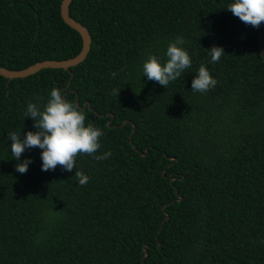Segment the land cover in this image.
<instances>
[{"label":"trees","instance_id":"trees-1","mask_svg":"<svg viewBox=\"0 0 264 264\" xmlns=\"http://www.w3.org/2000/svg\"><path fill=\"white\" fill-rule=\"evenodd\" d=\"M61 1L0 0L1 67L80 52ZM232 2L72 0L85 60L0 76V264H264V23L245 25ZM177 37L192 65L165 89L143 63L165 62ZM213 46L225 53L215 63ZM201 64L217 81L204 93L191 89ZM53 88L102 130L96 155H112L42 171V150L26 149L21 174L8 133L35 131L27 104L42 109Z\"/></svg>","mask_w":264,"mask_h":264},{"label":"clouds","instance_id":"clouds-1","mask_svg":"<svg viewBox=\"0 0 264 264\" xmlns=\"http://www.w3.org/2000/svg\"><path fill=\"white\" fill-rule=\"evenodd\" d=\"M239 18L245 25L258 28L264 23V0H233L227 8ZM185 41L177 37L167 46L165 62H161L155 55H149L143 63V76L154 81L165 89L168 84L181 76V73L192 65V60L186 50L179 45ZM211 62L220 60L224 51L222 47L213 46L210 49ZM115 76V73L112 74ZM217 81L211 76L208 69L201 64L197 75L191 81V89L194 92L204 93L213 88ZM120 90L115 91L117 96ZM25 117L33 120L35 131H27L21 139V132H9L11 141L10 150L12 157L18 161L15 170L24 174L28 170L31 159L20 161L22 153L26 149H41V170H55L60 166L64 171L72 172L76 166V158L80 155H88L95 160L108 159L112 153L105 152L96 155L100 148L101 129L92 124H85L86 115L82 108L69 102L61 90L53 88L49 93V99L41 109L37 104L29 102ZM79 185H86L89 177L81 171H75Z\"/></svg>","mask_w":264,"mask_h":264},{"label":"water","instance_id":"water-1","mask_svg":"<svg viewBox=\"0 0 264 264\" xmlns=\"http://www.w3.org/2000/svg\"><path fill=\"white\" fill-rule=\"evenodd\" d=\"M71 2L72 0H62L61 1L60 15H61L63 22L67 26L75 30L80 35L81 40H82V47H81L80 52L75 57H72L66 60H59V61L44 60L41 62H36L33 65H30L21 70H9V69H6L0 66V76L7 78V79H17V78H25L27 76H30L32 74L37 73L38 71L42 69L49 68V69L69 70V68L74 67L82 63L85 60L90 50L91 36L85 26H83L80 22L70 17L69 5ZM258 45H259L260 55L264 59V48H263V45L260 39H258ZM68 85H69V82H68Z\"/></svg>","mask_w":264,"mask_h":264}]
</instances>
